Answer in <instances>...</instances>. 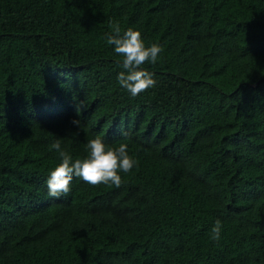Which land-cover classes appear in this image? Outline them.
Here are the masks:
<instances>
[{"label": "trees", "instance_id": "trees-1", "mask_svg": "<svg viewBox=\"0 0 264 264\" xmlns=\"http://www.w3.org/2000/svg\"><path fill=\"white\" fill-rule=\"evenodd\" d=\"M111 22L162 49L136 96ZM97 137L120 187L49 196ZM0 264H264V0H0Z\"/></svg>", "mask_w": 264, "mask_h": 264}, {"label": "clouds", "instance_id": "clouds-1", "mask_svg": "<svg viewBox=\"0 0 264 264\" xmlns=\"http://www.w3.org/2000/svg\"><path fill=\"white\" fill-rule=\"evenodd\" d=\"M110 28L111 34L107 36V42L113 45L114 52L123 58L121 65L123 71L117 76L121 87L133 96L154 87L156 81L153 79V74L144 70L142 65L155 64L162 51L161 47L155 43L146 46L141 33L132 28L121 34L117 22H111ZM72 123L79 127V120H73ZM50 147L59 153L61 161L50 172L46 181L48 194L54 198H58L61 194L66 195L70 191L69 186L74 176L93 186L112 184L120 187L119 172L128 173L136 164L128 154L127 144L121 143L118 148L106 147L99 137L88 141V155L83 159L73 160L69 153L61 148L59 139ZM221 228V221L217 220L211 230L213 240L220 239Z\"/></svg>", "mask_w": 264, "mask_h": 264}]
</instances>
